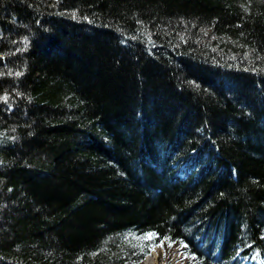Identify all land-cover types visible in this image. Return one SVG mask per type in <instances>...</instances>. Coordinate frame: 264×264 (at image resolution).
I'll list each match as a JSON object with an SVG mask.
<instances>
[{"label":"trees","instance_id":"trees-1","mask_svg":"<svg viewBox=\"0 0 264 264\" xmlns=\"http://www.w3.org/2000/svg\"><path fill=\"white\" fill-rule=\"evenodd\" d=\"M173 244L264 264V0H0V264Z\"/></svg>","mask_w":264,"mask_h":264},{"label":"rangeland","instance_id":"rangeland-1","mask_svg":"<svg viewBox=\"0 0 264 264\" xmlns=\"http://www.w3.org/2000/svg\"><path fill=\"white\" fill-rule=\"evenodd\" d=\"M183 244H173L167 252L160 246L154 247L141 264H187Z\"/></svg>","mask_w":264,"mask_h":264},{"label":"snow or ice","instance_id":"snow-or-ice-1","mask_svg":"<svg viewBox=\"0 0 264 264\" xmlns=\"http://www.w3.org/2000/svg\"><path fill=\"white\" fill-rule=\"evenodd\" d=\"M155 237H156V234L155 233H148L146 236L141 237V239H144V240H152V239H155Z\"/></svg>","mask_w":264,"mask_h":264},{"label":"bare ground","instance_id":"bare-ground-1","mask_svg":"<svg viewBox=\"0 0 264 264\" xmlns=\"http://www.w3.org/2000/svg\"><path fill=\"white\" fill-rule=\"evenodd\" d=\"M257 258V257H256Z\"/></svg>","mask_w":264,"mask_h":264}]
</instances>
